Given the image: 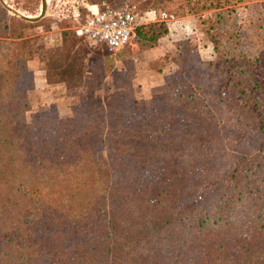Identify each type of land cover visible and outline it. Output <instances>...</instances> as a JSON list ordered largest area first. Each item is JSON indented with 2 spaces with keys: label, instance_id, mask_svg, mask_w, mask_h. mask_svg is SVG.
<instances>
[{
  "label": "trees",
  "instance_id": "16d2710c",
  "mask_svg": "<svg viewBox=\"0 0 264 264\" xmlns=\"http://www.w3.org/2000/svg\"><path fill=\"white\" fill-rule=\"evenodd\" d=\"M222 13L216 59L183 52L157 110L80 98L27 122V41L0 7V264H264V33ZM166 32L156 18L132 37Z\"/></svg>",
  "mask_w": 264,
  "mask_h": 264
},
{
  "label": "rangeland",
  "instance_id": "374dc122",
  "mask_svg": "<svg viewBox=\"0 0 264 264\" xmlns=\"http://www.w3.org/2000/svg\"><path fill=\"white\" fill-rule=\"evenodd\" d=\"M93 3L129 9L134 13L136 23L164 19L165 15L171 21L172 17L186 15L192 16L193 20L178 24L165 20L167 32L152 41L150 46L139 47L131 37L122 48L107 51L102 49V44L90 46L73 31L83 19L84 5ZM192 3L193 0L190 3L185 0H46L44 15L36 21H28L20 15H36L40 0H0V7L9 17L4 21L5 26L19 34L18 38L10 39H25L29 50L26 70L30 91L25 120L33 122L46 112L68 116L70 106L80 98L87 99L101 112H105L112 97L127 105L137 103L144 109L157 110L164 93V75L180 65L183 52L195 54L204 62L216 59L217 53L210 38L220 32L213 14L217 11L226 12L222 13L224 21L227 19L232 23L234 20L241 25V33L246 37L264 33V0H216L221 8L188 13V6ZM152 5L158 9L159 15L152 13ZM74 9L78 12L75 19L71 15ZM206 17L209 21L201 23ZM258 18L261 20L257 24ZM242 46L251 51L249 39H245ZM39 73L41 78L34 80V75ZM91 153L93 157L96 154L99 161H104L105 155L99 146Z\"/></svg>",
  "mask_w": 264,
  "mask_h": 264
},
{
  "label": "built area",
  "instance_id": "2783aa9c",
  "mask_svg": "<svg viewBox=\"0 0 264 264\" xmlns=\"http://www.w3.org/2000/svg\"><path fill=\"white\" fill-rule=\"evenodd\" d=\"M84 16L74 28V34L85 39L89 45L102 44L107 51H116L125 46L133 34L136 18L125 8L85 4ZM78 16L77 9L71 13Z\"/></svg>",
  "mask_w": 264,
  "mask_h": 264
},
{
  "label": "water",
  "instance_id": "95a60500",
  "mask_svg": "<svg viewBox=\"0 0 264 264\" xmlns=\"http://www.w3.org/2000/svg\"><path fill=\"white\" fill-rule=\"evenodd\" d=\"M45 6H46V1L45 0H40L39 4V11L36 15L33 16H28V15H20L23 19L28 20V21H36L40 17L44 15L45 12ZM8 7V6H7Z\"/></svg>",
  "mask_w": 264,
  "mask_h": 264
},
{
  "label": "crops",
  "instance_id": "0c3cea01",
  "mask_svg": "<svg viewBox=\"0 0 264 264\" xmlns=\"http://www.w3.org/2000/svg\"><path fill=\"white\" fill-rule=\"evenodd\" d=\"M164 20L170 21L171 24H178V23H182L185 20H188V21L191 20L192 21L193 19H192V16L186 15V16H180V17H172V21H171V19H168L167 15H165ZM34 76H35V77H33L34 80H39L41 78L40 73H39V75H37V76L34 75Z\"/></svg>",
  "mask_w": 264,
  "mask_h": 264
},
{
  "label": "bare ground",
  "instance_id": "6f19581e",
  "mask_svg": "<svg viewBox=\"0 0 264 264\" xmlns=\"http://www.w3.org/2000/svg\"><path fill=\"white\" fill-rule=\"evenodd\" d=\"M46 1V0H45Z\"/></svg>",
  "mask_w": 264,
  "mask_h": 264
}]
</instances>
